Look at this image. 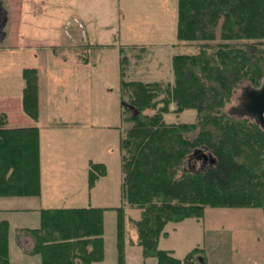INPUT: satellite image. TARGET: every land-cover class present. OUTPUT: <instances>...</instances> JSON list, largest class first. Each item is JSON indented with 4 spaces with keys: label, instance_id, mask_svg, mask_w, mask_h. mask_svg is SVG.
<instances>
[{
    "label": "trees",
    "instance_id": "obj_1",
    "mask_svg": "<svg viewBox=\"0 0 264 264\" xmlns=\"http://www.w3.org/2000/svg\"><path fill=\"white\" fill-rule=\"evenodd\" d=\"M177 33L199 49L173 56V80L126 79L129 58L120 46L124 111L130 120L121 138L122 196L140 209L133 218L137 238L130 241L145 257L155 256L158 264H206L202 246L177 257L159 241L169 222L201 219L207 205L264 210V128L250 116L226 110L238 88H259L264 82V0H178ZM22 75L23 109L37 119L38 69L24 67ZM187 108L197 109L194 121H167L165 113ZM39 135L38 125L9 126L7 114L0 112V194L40 192ZM199 156L201 166L190 167ZM106 173L104 162L90 160L89 187ZM112 208L117 210L118 264H126V207ZM105 209L42 208L40 225L23 228L34 240L30 252L40 253L42 264L102 260ZM0 264H11L6 219L0 221Z\"/></svg>",
    "mask_w": 264,
    "mask_h": 264
},
{
    "label": "rangeland",
    "instance_id": "obj_2",
    "mask_svg": "<svg viewBox=\"0 0 264 264\" xmlns=\"http://www.w3.org/2000/svg\"><path fill=\"white\" fill-rule=\"evenodd\" d=\"M177 25L178 0H0V111L13 100L8 110L9 125H40L44 196L48 203L63 205L62 192L77 190L80 193L77 199L72 197L67 205H125V257L130 253L134 264L140 263V259L143 262L145 257L140 246L128 243L137 236L133 218L140 216V209L125 202L121 191V138L130 120L124 111L127 105L122 94L124 53L120 46H125L129 58L126 79L173 80V56L199 49L195 41L178 38ZM28 66L38 69L37 119L22 107L25 85L22 72ZM249 86L235 91L226 106L228 113L256 119L255 114L241 106L243 91ZM165 117L167 121H194L197 109L169 111ZM89 159L104 161L108 169L90 197L86 186ZM202 160L199 156L189 166L199 168ZM206 208L207 223L234 230L235 245H264L262 207L207 205ZM31 217L34 220V213ZM167 225L172 232L173 223ZM9 232L11 264L32 263L34 257L21 253L19 245L25 236L33 241L32 236L13 224L10 229V222ZM173 236L167 235L165 240L170 241ZM105 239L108 248L114 250L117 210L112 207L105 213Z\"/></svg>",
    "mask_w": 264,
    "mask_h": 264
},
{
    "label": "crops",
    "instance_id": "obj_3",
    "mask_svg": "<svg viewBox=\"0 0 264 264\" xmlns=\"http://www.w3.org/2000/svg\"><path fill=\"white\" fill-rule=\"evenodd\" d=\"M15 101H11L3 107L2 110L8 116V125L11 120V115L9 113L10 104L13 105ZM19 103V99H18ZM40 104V103H39ZM16 106L19 104L16 103ZM23 107V104H22ZM0 111V112H2ZM30 116V115H29ZM40 116V115H39ZM31 117V116H30ZM39 118V117H38ZM37 125V124H33ZM9 126H23V125H9ZM40 192L38 194H29V193H13L10 195L0 194V220L7 219L11 224L15 225L17 230L24 231L23 228L27 227H36L41 223V209L45 207H53V206H85V205H94L93 203H88L85 205L71 203V205H67L70 202V199L73 197L77 199L78 193L77 190H73L67 193L68 190L62 192L63 197L61 200L63 201V205H51L52 203H48L49 201L45 198V175H44V144L42 138V130L40 128ZM92 159H89L87 163V177H86V186L88 189V196L90 197L92 194V190L95 188L96 183L105 175L101 176L96 180L93 187H89V162ZM94 161V160H93ZM96 162H104L96 160ZM105 163V162H104ZM107 166V165H106ZM108 172V169H107ZM121 191H122V181H121ZM80 194V193H79ZM52 195V194H50ZM49 198H52L49 196ZM74 199L72 201H74ZM69 201V202H68ZM65 204V205H64ZM94 206H103L106 207L104 212L107 209L113 207L111 205H105L98 203ZM208 208L205 210V214L203 218L197 219L196 217H187L181 221L172 222V232L175 234L173 236L170 229H168V225H166L165 230L166 234H163L159 241V246L161 248L169 249L172 253L177 257H184L185 254L191 250L195 246H202L205 248V260L206 264H264V245L263 244H252V245H243V249L238 245L234 244L235 239L233 240V231L231 228L221 227L220 225H216L213 223L209 225L207 223V215ZM264 211V210H263ZM34 213V220L31 217V214ZM15 219V220H14ZM33 221V223L29 221ZM169 224V223H168ZM27 233L26 231H24ZM225 233V235L223 234ZM10 234V232H9ZM173 236L170 241L165 240L168 237ZM105 237V233H104ZM137 236L133 237L136 239ZM174 239V240H173ZM33 240V238H32ZM29 243L30 245H28ZM131 246H140L136 243H131L130 239L128 241ZM19 245L21 248V253H25L29 257L33 258L32 263L26 264H42V257L40 253L30 252L34 245V240L31 241L30 238L24 237L19 240ZM9 247H11V243L9 240ZM141 247V246H140ZM142 249V247H141ZM111 252V253H110ZM110 253V254H109ZM40 255V256H39ZM131 254L127 252L126 254V264H134L132 259L130 258ZM145 257V256H144ZM155 256H149L143 258V262L141 259L140 263L144 264H158V260ZM137 261V258H136ZM92 264H118V248L117 242L115 249H109L107 245V241L105 239V253L104 258L102 260L94 261ZM136 264V263H135ZM189 264V263H184Z\"/></svg>",
    "mask_w": 264,
    "mask_h": 264
},
{
    "label": "water",
    "instance_id": "obj_4",
    "mask_svg": "<svg viewBox=\"0 0 264 264\" xmlns=\"http://www.w3.org/2000/svg\"><path fill=\"white\" fill-rule=\"evenodd\" d=\"M250 97V111L252 114H256V120L264 128V82L259 88H251L249 92ZM134 109L135 113H138V109L134 105H130ZM205 158L208 157V154L204 153ZM214 160L213 157H211Z\"/></svg>",
    "mask_w": 264,
    "mask_h": 264
},
{
    "label": "flooded vegetation",
    "instance_id": "obj_5",
    "mask_svg": "<svg viewBox=\"0 0 264 264\" xmlns=\"http://www.w3.org/2000/svg\"><path fill=\"white\" fill-rule=\"evenodd\" d=\"M250 89L249 87L245 88L243 93H244V100L241 104L242 108H245L247 109L248 111H250V107H249V104H250V97H249V92H250ZM247 98V100H245ZM250 113H252L250 111ZM256 115V114H255Z\"/></svg>",
    "mask_w": 264,
    "mask_h": 264
}]
</instances>
